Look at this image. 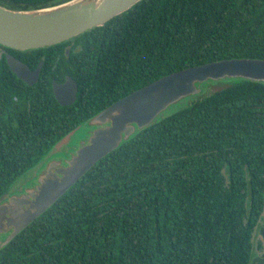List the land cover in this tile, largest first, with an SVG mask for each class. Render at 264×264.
<instances>
[{"label": "trees", "instance_id": "16d2710c", "mask_svg": "<svg viewBox=\"0 0 264 264\" xmlns=\"http://www.w3.org/2000/svg\"><path fill=\"white\" fill-rule=\"evenodd\" d=\"M1 51L0 196L69 130L135 89L188 66L264 58V0H140L62 42ZM6 53L31 69L42 61L34 84ZM66 75L78 91L62 105L52 82ZM263 216L264 84L234 81L100 158L0 250V264H251L264 250L254 242Z\"/></svg>", "mask_w": 264, "mask_h": 264}, {"label": "water", "instance_id": "95a60500", "mask_svg": "<svg viewBox=\"0 0 264 264\" xmlns=\"http://www.w3.org/2000/svg\"><path fill=\"white\" fill-rule=\"evenodd\" d=\"M138 1L65 0L26 9L0 4V44L18 50L50 46L104 24ZM68 52L67 48L65 53ZM5 59L18 78L30 85L36 82L42 61L31 69L10 53L5 54ZM217 81H227V85L234 81L264 84V58H224L168 73L122 96L73 127L0 196V250L100 158L141 130L203 97L204 85ZM52 91L60 104L69 105L76 99L78 86L66 75L63 81L52 82ZM261 234L264 242V223ZM251 264H264V250L252 258Z\"/></svg>", "mask_w": 264, "mask_h": 264}, {"label": "rangeland", "instance_id": "374dc122", "mask_svg": "<svg viewBox=\"0 0 264 264\" xmlns=\"http://www.w3.org/2000/svg\"><path fill=\"white\" fill-rule=\"evenodd\" d=\"M228 84V82L227 81H217V82H211V83H207V84H205L204 85V93L201 95V96H204V95H207V94H210V93H212V92H214L215 90H218V89H220V88H223L224 86H226ZM263 219H264V216H263V218L261 219V221H262V223H263ZM259 239H261L262 241H263V239H262V234L259 232V231H257L256 233H255V237H254V242H255V244H256V242H257V240H259ZM263 245H264V242H263ZM257 251V250H256ZM262 252H260L259 254H261Z\"/></svg>", "mask_w": 264, "mask_h": 264}]
</instances>
